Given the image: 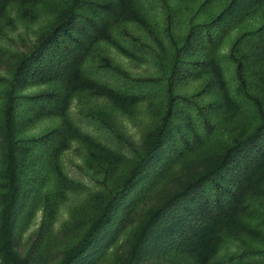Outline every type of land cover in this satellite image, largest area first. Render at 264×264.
I'll use <instances>...</instances> for the list:
<instances>
[{"label":"trees","instance_id":"1","mask_svg":"<svg viewBox=\"0 0 264 264\" xmlns=\"http://www.w3.org/2000/svg\"><path fill=\"white\" fill-rule=\"evenodd\" d=\"M41 1L0 0V14ZM49 5V26L19 58L0 108V264L33 263L31 249L24 256L17 249L22 212L29 216L38 207V233L49 226L69 183L59 156L81 135L77 122L93 130L96 120L107 123L106 113L93 106L72 117L70 102L85 94L104 97L132 116L136 104L159 86L164 106L161 122L146 132L147 150L57 264H94L102 235L132 223L128 214L146 185L214 130L223 134L216 162L155 208L121 264H240V254L223 257L216 250L239 235L250 239L244 252L264 253V0H49ZM253 17L255 26L233 34ZM154 45L165 52L159 74H132L109 54L115 48L136 65L158 57ZM31 85L44 88L23 92ZM177 103L185 105L176 110ZM46 118L55 122L32 132Z\"/></svg>","mask_w":264,"mask_h":264},{"label":"rangeland","instance_id":"2","mask_svg":"<svg viewBox=\"0 0 264 264\" xmlns=\"http://www.w3.org/2000/svg\"><path fill=\"white\" fill-rule=\"evenodd\" d=\"M30 8L31 6L24 10L12 8L8 13L3 9L4 13L0 14V108L5 100L9 78L19 58L31 51L50 23L49 0H42L34 8ZM257 22V17L243 21L234 27L233 34L243 27L255 26ZM154 48L158 55L154 61L148 57L136 60V65L115 48H109V54L116 63L132 74L147 76L160 73L158 62L165 64L164 50L157 45ZM195 84L194 81L186 85L185 90L191 92ZM43 88L44 85H31L25 87L23 92ZM161 90L160 86L152 88L151 97L138 102L132 116L104 97L85 94L80 97V101L74 98L70 102L68 110L72 117L77 119L80 111L84 113L87 107L93 106L106 113L107 123L96 120L97 130H93L92 126L77 122L81 135L71 139L59 156L63 171L69 179L63 199L53 220L40 234L41 210L35 207L29 216L22 212L17 235V249L21 256L31 249L34 258L32 264H57L76 244L109 199H112L111 196L122 187L140 156L147 150L149 141L145 137L146 132L161 122L158 117L161 106H164ZM176 105L177 110L185 104ZM53 122V119L46 118L32 132ZM87 137H99L102 142L95 145ZM222 139L223 134L215 130L205 134L198 146L194 145L177 159L158 180L147 184L128 214L132 223L116 234L109 228L102 235L101 239L105 237L101 243L102 251L96 256L94 264H121L127 258L131 243L155 208L185 181L193 179L216 162ZM3 151V132L0 129V169ZM249 241V236H229L216 246L217 254L223 257L240 254V264H264V253L244 252ZM151 256L152 254L147 256L148 260H154Z\"/></svg>","mask_w":264,"mask_h":264}]
</instances>
